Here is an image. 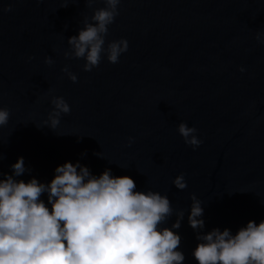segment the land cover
I'll list each match as a JSON object with an SVG mask.
<instances>
[{
    "label": "water",
    "instance_id": "water-1",
    "mask_svg": "<svg viewBox=\"0 0 264 264\" xmlns=\"http://www.w3.org/2000/svg\"><path fill=\"white\" fill-rule=\"evenodd\" d=\"M105 6L0 0V108L11 113L0 127V179L19 157L29 169L19 177L25 182L50 183L69 161L95 175L130 176L137 191L168 195L174 213L162 227L185 212L180 250L184 264H198L188 222L193 194L203 203L204 232L235 234L264 221V42L257 40L264 0H121L105 48L127 39L128 51L116 64L104 55L87 72L85 60L65 57L67 41ZM54 96L71 107L56 130L43 126ZM182 122L198 129L199 148L185 144ZM180 174L184 190L173 183Z\"/></svg>",
    "mask_w": 264,
    "mask_h": 264
},
{
    "label": "clouds",
    "instance_id": "clouds-1",
    "mask_svg": "<svg viewBox=\"0 0 264 264\" xmlns=\"http://www.w3.org/2000/svg\"><path fill=\"white\" fill-rule=\"evenodd\" d=\"M87 2L91 6L93 0ZM104 3L67 41L70 51L65 57L85 60L87 72L98 67L104 55L118 63L129 48L127 39L105 48L121 0ZM257 40L264 42V32L257 33ZM45 62L54 63L51 57ZM63 71L72 82L78 81L68 67ZM51 103L53 111L43 126L56 130L61 115L69 114L71 107L63 97L54 96ZM10 115L8 108H0V127L8 124ZM178 132L194 150L203 144L198 129L185 122ZM134 140L129 137L128 146ZM28 171L24 157H19L11 165L12 174L0 179V264H184L182 237L176 230L185 212L176 213L171 227H162L174 213L167 194L137 191L132 177L114 176L111 169L95 175L79 161L58 166L50 183L19 179ZM173 183L178 190L187 188L184 174ZM191 201L188 222L197 233L192 255L198 264H264V221H249L235 234L220 228L204 232L203 203L195 194Z\"/></svg>",
    "mask_w": 264,
    "mask_h": 264
}]
</instances>
